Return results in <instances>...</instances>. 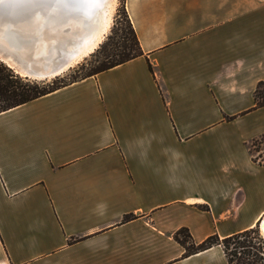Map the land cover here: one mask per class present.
I'll return each instance as SVG.
<instances>
[{
	"label": "crops",
	"instance_id": "1",
	"mask_svg": "<svg viewBox=\"0 0 264 264\" xmlns=\"http://www.w3.org/2000/svg\"><path fill=\"white\" fill-rule=\"evenodd\" d=\"M124 3L142 56L0 113V264H228L173 234L264 219V0Z\"/></svg>",
	"mask_w": 264,
	"mask_h": 264
},
{
	"label": "trees",
	"instance_id": "2",
	"mask_svg": "<svg viewBox=\"0 0 264 264\" xmlns=\"http://www.w3.org/2000/svg\"><path fill=\"white\" fill-rule=\"evenodd\" d=\"M121 7L122 9H118V12L122 10L126 15V22L128 24L126 29L122 28L120 20L116 19L107 40L103 41L92 53V56L96 58V64L92 65L77 79L64 82L62 78H55L49 83L38 82L20 76L0 60V113L48 94L69 83L95 75L133 58L142 56L144 52L127 15L124 1ZM116 35H119L118 40L115 39ZM109 45L110 47L108 48ZM149 68L153 72L150 63ZM254 99L255 106L253 108L264 106L263 81L258 83L254 91ZM257 139H264V133ZM257 139H254L252 142ZM250 151L253 155L251 147ZM253 158L258 160L260 164H264V156L258 159L253 155ZM126 217L128 218V216ZM173 237L184 249L183 258L207 250L215 245H220L226 255L228 264H264V238L260 234L258 227H253L223 238L217 233H213L198 243L194 241L187 227H181L173 234Z\"/></svg>",
	"mask_w": 264,
	"mask_h": 264
},
{
	"label": "water",
	"instance_id": "3",
	"mask_svg": "<svg viewBox=\"0 0 264 264\" xmlns=\"http://www.w3.org/2000/svg\"><path fill=\"white\" fill-rule=\"evenodd\" d=\"M98 2L99 0H0V53L4 56L12 55L20 62L15 53L24 56L21 49L26 35L32 36V39L33 36L44 37L45 30L56 31L57 25L70 18H76L85 23L90 22ZM100 43L101 41L94 50ZM63 64L29 65L24 68L27 72L24 76L8 64L7 66L22 77L45 80L57 77L72 67L64 68ZM17 67L23 70L22 67ZM263 225L264 219L260 226Z\"/></svg>",
	"mask_w": 264,
	"mask_h": 264
},
{
	"label": "bare ground",
	"instance_id": "4",
	"mask_svg": "<svg viewBox=\"0 0 264 264\" xmlns=\"http://www.w3.org/2000/svg\"><path fill=\"white\" fill-rule=\"evenodd\" d=\"M94 17L90 22H83L70 18L57 25L55 30H45L44 37L26 35L22 45L23 55L15 53L20 62L12 55L4 56L0 53V60L16 69L21 75L27 74L25 67L29 65H59L74 66L80 59L95 51V46L103 40L112 21L116 7V0H99ZM26 57V58H25ZM17 66L23 68L19 70ZM264 236V225L260 226Z\"/></svg>",
	"mask_w": 264,
	"mask_h": 264
},
{
	"label": "rangeland",
	"instance_id": "5",
	"mask_svg": "<svg viewBox=\"0 0 264 264\" xmlns=\"http://www.w3.org/2000/svg\"><path fill=\"white\" fill-rule=\"evenodd\" d=\"M123 1L124 0H116V7H115V11H114L113 16H112L111 25H110L109 29L107 30V32H106L103 40L101 41V43L103 41H106L108 36L111 34V30H112V27H113L116 19H119L121 22L120 26L122 28L126 29V27L128 25L126 22V15L122 10H120L118 12V9H122L121 4L123 3ZM119 35H120V33H119ZM119 35L115 36L116 40H118ZM101 43L99 44V46L101 45ZM109 47H110V45L108 46V48ZM92 53L89 54L88 56L84 57L83 59H80L79 63L75 64L69 70H67L66 72H64L63 74H61L57 77L49 78V79H45V80L32 79V78H28V79L36 80L38 82H43V83H49L55 78H62V81H64V82H69L73 79H77V78L81 77L83 75V73L86 72V70L89 69L92 65L96 64V61H95L96 58L92 56ZM249 145L251 147L253 155L256 156L258 159H261L264 156V139H262V140L257 139L254 142H251Z\"/></svg>",
	"mask_w": 264,
	"mask_h": 264
}]
</instances>
